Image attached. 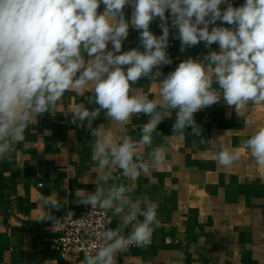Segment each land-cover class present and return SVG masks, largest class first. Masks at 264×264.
<instances>
[{"label": "clouds", "instance_id": "obj_1", "mask_svg": "<svg viewBox=\"0 0 264 264\" xmlns=\"http://www.w3.org/2000/svg\"><path fill=\"white\" fill-rule=\"evenodd\" d=\"M101 4L103 12L98 11ZM222 4L227 7L222 9ZM126 5L133 8L130 18L124 13ZM166 13L177 29L181 52L201 42L209 49L218 44L219 51H210L202 60L189 57L180 62L159 81L158 98L149 99L132 86L152 79L158 66L172 63ZM156 20L162 29L159 36L150 30ZM217 21L221 26L210 30ZM130 28L139 32V47L122 51ZM89 85L88 100L97 107L80 103L72 121H79L94 137L89 145L91 160L100 174L95 191L77 190L76 202L109 209L113 217L122 215L123 220L103 231L104 243L82 264H118V253L150 244L160 223L156 206L142 208L139 200L133 201V187L118 183L113 170L118 168L124 178L137 181L142 172L165 167L164 145L152 146L154 137L161 136L157 126L172 118L173 112L171 137L183 139L187 133L204 143L203 129L194 120L202 108L221 96L237 112L250 103L264 104V0H245L239 7L229 0H0V161H11L14 145L25 141L38 115L53 112L65 92L79 93ZM102 112L106 120L120 126L119 143L113 142L104 124L93 127ZM141 113L149 119L141 126L140 139L134 141L124 126ZM141 146L146 153L138 151ZM243 148L264 169V127ZM240 156V149L222 146L214 158L228 167ZM40 201L43 208H61L60 200L51 195H41ZM47 213L38 220L52 219L51 211ZM111 223L109 218L107 224ZM130 224L132 230L124 235Z\"/></svg>", "mask_w": 264, "mask_h": 264}, {"label": "crops", "instance_id": "obj_2", "mask_svg": "<svg viewBox=\"0 0 264 264\" xmlns=\"http://www.w3.org/2000/svg\"><path fill=\"white\" fill-rule=\"evenodd\" d=\"M229 2L239 7L245 0ZM98 11H104L103 4ZM124 13L130 18L133 8L126 5ZM158 23L150 24L157 36L162 34ZM175 37L176 32H170L167 53L172 63L158 66L153 71L159 73L152 79H141L132 86L149 99L158 98L159 81L180 62L189 57L202 60L206 53L219 50L218 44L209 49L201 42L181 52L180 40ZM137 47L139 32L130 28L122 51ZM91 87L79 93L75 89L65 92L53 112L38 115L29 125L25 141L14 145L11 161H0V264H69L75 260H63L51 249L49 238L54 228L38 219L47 211L78 209L77 190L91 193L96 189L100 171L91 160L89 147L94 137L79 121H72V112L80 103L89 109L97 107L88 100ZM148 119L143 113L134 115L124 126L134 141L140 139L141 126ZM174 119L175 112L157 126L161 136L154 137L152 146L164 145L165 167L142 172L137 181L124 178L118 168L113 170L118 183L133 187V201L139 200L142 208L145 204L156 206L160 223L150 244L118 253V264H264V169L258 168L243 148L244 142L264 127V104L250 103L237 112L221 96L217 103L202 108L194 120L203 129L204 143L187 133L183 139L171 137ZM101 124L113 142L119 143L120 126L106 120L103 112L93 127ZM164 136L169 138L162 140ZM222 146L240 149V159L221 166L214 156ZM138 151L143 154L147 150L141 146ZM41 195L59 199L61 208H43ZM109 211L110 227L116 228L123 216L113 217ZM131 230L130 224L124 235ZM83 261L76 259V264Z\"/></svg>", "mask_w": 264, "mask_h": 264}, {"label": "built area", "instance_id": "obj_3", "mask_svg": "<svg viewBox=\"0 0 264 264\" xmlns=\"http://www.w3.org/2000/svg\"><path fill=\"white\" fill-rule=\"evenodd\" d=\"M220 7L225 8L224 4ZM166 15H169L170 32H177V29L171 26L170 13ZM213 26H221V21H217L216 25H210V30ZM222 26L232 27L227 24ZM156 27L162 30L159 23ZM51 215L52 219L44 220L46 225L54 228L49 238L50 247L63 260L75 259L70 260L69 264H76V259L84 260L87 254L94 255L98 246L104 243L101 234L110 227L107 224L110 211L99 207L92 208L91 205L81 204L78 209H66ZM130 248H135V246Z\"/></svg>", "mask_w": 264, "mask_h": 264}]
</instances>
